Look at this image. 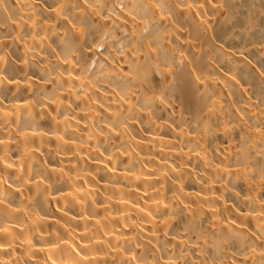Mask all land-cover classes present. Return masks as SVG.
<instances>
[{
  "label": "bare ground",
  "instance_id": "bare-ground-1",
  "mask_svg": "<svg viewBox=\"0 0 264 264\" xmlns=\"http://www.w3.org/2000/svg\"><path fill=\"white\" fill-rule=\"evenodd\" d=\"M0 264H264V0H0Z\"/></svg>",
  "mask_w": 264,
  "mask_h": 264
},
{
  "label": "rangeland",
  "instance_id": "rangeland-1",
  "mask_svg": "<svg viewBox=\"0 0 264 264\" xmlns=\"http://www.w3.org/2000/svg\"><path fill=\"white\" fill-rule=\"evenodd\" d=\"M123 7H124L123 5H118V7H117V10H118V11H117V12H118L119 14H121V13L124 11ZM124 35H125V34H124ZM125 36H126V35H125ZM125 38H127V37H125ZM125 40L127 41L128 39H125ZM126 41H125V44H126ZM128 41H129V40H128ZM103 42H104V40H103ZM103 42L100 43V44H97V46H98V47H97V51H98V53H100V54L103 53V50L105 51V44H104L105 42H104V43H103ZM127 45H128V44H127ZM120 46H122V45H120ZM124 47H126V46H124V43H123V47H121V48L119 47L120 50H119V49H118V50H119L120 52H124V51L127 49V48H124ZM94 67H95V64H93V65L90 66V70H91L90 72H92V71L94 70Z\"/></svg>",
  "mask_w": 264,
  "mask_h": 264
}]
</instances>
